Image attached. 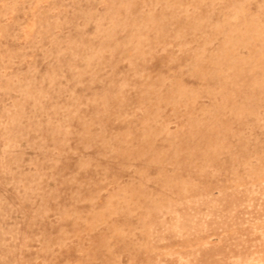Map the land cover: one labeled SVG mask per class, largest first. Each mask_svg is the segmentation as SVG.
Listing matches in <instances>:
<instances>
[{"label":"rangeland","instance_id":"1","mask_svg":"<svg viewBox=\"0 0 264 264\" xmlns=\"http://www.w3.org/2000/svg\"><path fill=\"white\" fill-rule=\"evenodd\" d=\"M0 264H264V0H0Z\"/></svg>","mask_w":264,"mask_h":264}]
</instances>
